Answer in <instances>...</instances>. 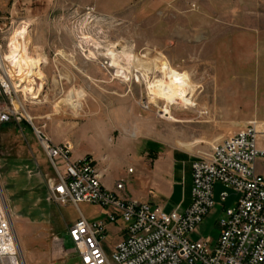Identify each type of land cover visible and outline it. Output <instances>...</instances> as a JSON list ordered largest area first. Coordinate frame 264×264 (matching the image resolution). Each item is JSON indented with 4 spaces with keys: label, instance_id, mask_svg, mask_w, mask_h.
I'll return each mask as SVG.
<instances>
[{
    "label": "rangeland",
    "instance_id": "rangeland-1",
    "mask_svg": "<svg viewBox=\"0 0 264 264\" xmlns=\"http://www.w3.org/2000/svg\"><path fill=\"white\" fill-rule=\"evenodd\" d=\"M0 24L8 38L14 36L11 46L28 33L34 56L46 59L44 90L38 77L25 76L40 94L27 108L35 125L55 143H71L73 157L108 169L106 183L122 182L129 199L144 191V156L172 149L206 156L249 122L264 123V0H0ZM108 49L120 58L124 50L146 61L165 58L187 72L197 86V109L173 107L176 122L163 116L164 103L150 104L142 80L116 78L105 56L88 59L90 52L98 56ZM0 107L12 105L0 98ZM256 126L264 134V125ZM257 169L264 175L263 161ZM50 179H56L55 170L30 124H0V181L26 264H82L68 230L80 211L89 221L102 219L104 211L86 203L80 211L71 203H49ZM223 189L216 185V206L191 240L214 245L223 208L237 200L231 194L222 203ZM126 226L121 220L109 225L102 241L108 259Z\"/></svg>",
    "mask_w": 264,
    "mask_h": 264
},
{
    "label": "built area",
    "instance_id": "built-area-1",
    "mask_svg": "<svg viewBox=\"0 0 264 264\" xmlns=\"http://www.w3.org/2000/svg\"><path fill=\"white\" fill-rule=\"evenodd\" d=\"M13 37L8 38L0 24V98L12 105L0 107V124L24 119L32 127L56 173V179L49 180V203H71L77 208L86 203L105 212L101 221H89L81 213L68 230L82 264H264V175L257 169L258 162H264V147H259L264 134H259L255 123L249 122L244 129L223 138L209 155L193 163L192 203L183 213H167L160 207L123 198L104 186L93 159L75 160L71 143L56 144L27 114L28 105L38 101L40 95L18 94V69L8 56ZM16 54L25 55L23 50ZM216 185L224 188L220 193L222 203L231 194L237 200L231 208H223L219 236L212 246L190 236L216 206ZM116 189L123 191L125 186L119 182ZM119 220L127 225L126 237L115 246L110 260L102 241L108 225ZM0 264H26L15 215L1 181Z\"/></svg>",
    "mask_w": 264,
    "mask_h": 264
},
{
    "label": "bare ground",
    "instance_id": "bare-ground-1",
    "mask_svg": "<svg viewBox=\"0 0 264 264\" xmlns=\"http://www.w3.org/2000/svg\"><path fill=\"white\" fill-rule=\"evenodd\" d=\"M21 38L24 39L23 44ZM28 38L29 34L25 33L22 37L13 39L11 51L8 56L11 58V63H16V69H18L20 81L18 83V92H23L24 94L25 92L30 93L38 98L37 95L39 93L30 85H26L27 82L34 83L35 80H27L25 76L38 77L43 81L41 91L44 90V85L46 83L45 77L42 75V64L46 63V59L41 57L40 54L34 56V50H37V47H35ZM81 39L84 41L86 40V42L90 41V37L86 36ZM22 50L25 55L19 56V54H16L17 51L22 52ZM121 54L122 58L118 56L114 49H108L104 55L100 54L97 56L94 52H90V57L88 59L99 61V56H105L110 59L111 64L109 68L115 70L116 78L122 79L124 82H130L133 78H137L139 81L142 80L146 84L150 104L159 105L163 102L165 105L163 116L169 115L168 119L172 122L177 121L171 113L173 107L176 106L183 110L197 109V103L192 99L194 93H196L197 86L191 80L187 72L182 73L174 69L165 58L149 59L146 61L137 58L132 52L126 50ZM10 58L8 57V59ZM23 83L24 86L21 85ZM14 105L16 109H18L19 105L16 103ZM255 123L259 126L264 125V123ZM130 172H132V170H130Z\"/></svg>",
    "mask_w": 264,
    "mask_h": 264
},
{
    "label": "crops",
    "instance_id": "crops-1",
    "mask_svg": "<svg viewBox=\"0 0 264 264\" xmlns=\"http://www.w3.org/2000/svg\"><path fill=\"white\" fill-rule=\"evenodd\" d=\"M56 143L61 144V142ZM204 156L205 155L200 151H187L179 149L159 152L154 158L144 156L148 163L147 165L143 164V170L141 172V181L146 180L144 183L145 188L136 199L130 200L148 203L153 207H160L167 213L174 210H179V212L183 213L192 203V165L195 161L203 158ZM73 158L75 160L81 159L80 157ZM108 171V169H104L102 172L100 171L104 186L108 190L117 193L119 196L127 198L126 195H122L123 191H118L116 186H110L106 183L105 177L108 174ZM149 180H151L154 184L152 185ZM156 190H159L162 194H164L165 198L161 199L156 197ZM102 216V219L94 221L104 220L106 217L105 212H102ZM108 227L106 235H108L109 232ZM125 229L120 231L121 238L119 242L126 237Z\"/></svg>",
    "mask_w": 264,
    "mask_h": 264
}]
</instances>
